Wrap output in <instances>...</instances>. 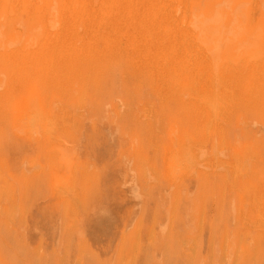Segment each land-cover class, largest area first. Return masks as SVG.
I'll use <instances>...</instances> for the list:
<instances>
[{
    "label": "rangeland",
    "instance_id": "1",
    "mask_svg": "<svg viewBox=\"0 0 264 264\" xmlns=\"http://www.w3.org/2000/svg\"><path fill=\"white\" fill-rule=\"evenodd\" d=\"M252 53L264 0H0V264H264Z\"/></svg>",
    "mask_w": 264,
    "mask_h": 264
},
{
    "label": "bare ground",
    "instance_id": "2",
    "mask_svg": "<svg viewBox=\"0 0 264 264\" xmlns=\"http://www.w3.org/2000/svg\"><path fill=\"white\" fill-rule=\"evenodd\" d=\"M66 1V0H65ZM261 1V0H260ZM137 2H138V0H137ZM206 2V1H205ZM176 3V2H175ZM204 3V2H203ZM212 3V2H211ZM229 3V2H228ZM215 4V3H214ZM230 4V3H229ZM232 4V3H231ZM254 4V3H253ZM224 5H225V3H224ZM252 5V4H251ZM222 6V5H221ZM225 6H228V5H225ZM225 6H224V9H222L221 7V9H222V11L220 12V14H224V15H226L227 17H228V20H227V22L223 25L222 23H220V24H218L217 23V21H216V24L215 25H213V24H209V25H206L205 23H203V25H200L199 26V30L201 31V32H204L205 33V35H207L209 38H212V37H214V35H218V36H223V38L225 37V35H224V33L225 32H223V29H229L231 26H232V22L234 21V19H236L235 17H234V19H232L231 17H233V16H230L231 15V12H234V8H232L231 9V11H228V10H225ZM146 7V6H145ZM54 8V7H53ZM227 8V7H226ZM21 9V8H20ZM137 9V8H136ZM197 9V8H196ZM229 9V8H228ZM247 9V8H246ZM218 10V9H217ZM220 10V9H219ZM215 13H216V11L215 10H211V14H209L210 15V19H213V17L215 18ZM113 14V13H112ZM239 14V13H238ZM237 14V15H238ZM241 14V13H240ZM259 14V13H258ZM177 15V14H176ZM225 16V17H226ZM208 17V16H207ZM224 17V18H225ZM256 17V16H255ZM202 18H203V15H202ZM3 19V18H2ZM113 19V18H112ZM196 19V18H195ZM201 19V18H200ZM217 19V18H216ZM238 19V18H237ZM236 19V20H237ZM245 19V18H244ZM205 21H206V19H205ZM212 21V20H211ZM50 22V21H49ZM200 22V21H199ZM207 22V21H206ZM208 22H209V20H208ZM195 23V22H194ZM213 23V22H212ZM4 24V23H3ZM246 24H247V22H246ZM36 25H37V22H36ZM243 25V24H242ZM50 26V25H49ZM189 29V28H188ZM225 31V30H224ZM29 32H31V31H29ZM259 33H261V32H259ZM193 34V33H192ZM199 35V34H198ZM198 35L196 34V36H194V35H192L193 36V39L195 40V41H197L198 43H200V41H202L201 39H199L198 38ZM230 35V34H229ZM16 36V35H15ZM14 36V37H15ZM231 36V35H230ZM21 37V36H20ZM12 39H13V37H11ZM11 40V39H10ZM22 40H23V38H22ZM220 39H216V40H213L216 44L214 45H212V44H209V46H208V52H210L211 54H224L223 52H226L227 51V48H228V46H227V43H224V44H222V45H218V43H217V41H219ZM15 41H16V38H15ZM26 41H27V39H26ZM210 41V40H209ZM213 42V43H214ZM203 43H207V40H203ZM210 43V42H209ZM32 45V44H31ZM231 45L232 46H234V45H239V43H231ZM241 47V46H240ZM232 48H234V47H232ZM248 49V48H247ZM252 57H255L254 59H253V61H252V66L254 67V70H262V69H264V54H258V53H252ZM34 59V58H33ZM232 60V59H231ZM220 61V60H219ZM2 67V66H1ZM43 68V67H42ZM220 70V69H219ZM216 71V70H215ZM219 78H220V76H219ZM218 81H220L219 79H218ZM251 82H250V84H251V86L252 85H254V84H256L257 86H261V85H263V83H264V77L263 76H258V73H255V75L253 76V78L250 80ZM225 84V83H224ZM75 86H76V84H75ZM35 87V86H34ZM190 88V87H189ZM189 88H187V87H185V89L187 90V91H189L188 89ZM224 88V87H223ZM227 88V87H226ZM230 88H232V87H230ZM34 89V88H33ZM215 90V89H214ZM8 92V91H7ZM186 92V91H185ZM32 93H33V91H32ZM215 93V92H214ZM31 95H33V94H31ZM30 95V96H31ZM183 96V95H182ZM185 97H186V95H185ZM189 97V96H188ZM188 99V98H187ZM210 99V98H209ZM28 101V100H27ZM31 101H33V100H31ZM216 101H218V100H216ZM211 103H212V101H210ZM26 103H28V102H26ZM34 103V102H33ZM214 103H215V101H214ZM201 104V103H200ZM220 104V103H219ZM34 105H35V103H34ZM34 105H33V107H34ZM37 105V104H36ZM215 105H217V104H215ZM41 106V105H40ZM39 106V107H40ZM15 107V106H14ZM32 107V108H33ZM38 107V105L36 106V108ZM38 107V108H39ZM206 107V106H205ZM217 107H219V106H217ZM35 107H34V109H36ZM37 108V109H38ZM43 108V107H42ZM52 108V107H51ZM16 110V109H15ZM23 110V109H22ZM54 110V109H53ZM217 110V109H216ZM30 111V110H29ZM16 112V111H15ZM14 112V113H15ZM27 113H28V110L26 111ZM26 112H23V113H26ZM36 112H38V111H36ZM242 112V111H241ZM39 114V115H38ZM216 114H217V112H216ZM239 115V114H238ZM68 116V115H67ZM40 117V118H39ZM24 120L26 121V123H27V126H28V128L29 129H31V128H33V127H36V125H38L40 122H42L41 120H44L45 118H44V113H43V109H39V113H35V112H33V113H30V114H28V115H26L25 116V114H24ZM44 118V119H43ZM41 119V120H40ZM239 119V118H238ZM220 122V121H219ZM43 123V122H42ZM218 123V122H217ZM22 124V123H21ZM41 125V124H40ZM49 125H50V122H49ZM52 125V124H51ZM50 125V126H51ZM54 126H55V124H54ZM217 126V125H216ZM243 126V125H242ZM22 128H23V126H21ZM47 127V126H46ZM208 127V126H207ZM210 127V126H209ZM38 128V127H37ZM51 129V128H50ZM49 129V130H50ZM210 129V128H209ZM234 129V128H233ZM232 129V131H234ZM34 130V129H33ZM37 132V131H36ZM35 132V133H36ZM47 132V131H46ZM209 132V131H208ZM225 132V131H224ZM234 132H236V131H234ZM41 133V132H40ZM37 134H39L38 132H37ZM42 134V133H41ZM217 134V133H216ZM36 135V134H35ZM51 135V134H50ZM52 135H54V134H52ZM196 135V134H195ZM234 135H235V133H234ZM33 136V135H32ZM42 136V135H41ZM211 136V135H210ZM208 137V136H207ZM31 138V137H30ZM29 138V139H30ZM57 138V137H56ZM197 138V137H196ZM32 139V141H34L33 140V137L31 138ZM47 139H49V138H47ZM52 139V138H51ZM28 140V139H27ZM187 140V139H186ZM233 140V139H232ZM236 140V139H235ZM238 140V139H237ZM36 141V140H35ZM178 141V140H177ZM184 141V140H183ZM192 141H193V139H192ZM172 142V141H171ZM176 142V141H175ZM189 142H191V141H189ZM217 143H218V141H216ZM231 142V141H230ZM34 143V142H33ZM185 143H187V142H185ZM254 143V142H253ZM9 144V143H8ZM172 145H173V143H171ZM180 144V143H179ZM178 143H177V145H179ZM193 144V143H192ZM231 144H232V142H231ZM243 144H245V143H243ZM165 145V144H164ZM188 145V144H187ZM233 145H235V144H233ZM175 146V144L173 145V147ZM191 146V145H190ZM239 146V145H238ZM184 147V146H183ZM245 147V146H244ZM176 148V147H175ZM171 149V148H170ZM183 149V148H182ZM216 149V148H215ZM245 149V148H244ZM174 150V149H173ZM190 150V149H189ZM243 150V149H242ZM241 150V151H242ZM246 150V149H245ZM176 151V150H175ZM181 151H183V150H181ZM207 151V150H206ZM250 151V150H249ZM174 153V152H173ZM173 153H171L170 155L172 156V154ZM194 153V152H193ZM223 153H225V152H223ZM242 153V152H241ZM175 154V153H174ZM181 154V153H180ZM205 155H206V153H204ZM243 154V153H242ZM245 154H247V153H245ZM252 154V153H251ZM169 155V156H170ZM189 155V154H188ZM194 155V154H193ZM203 155V154H202ZM201 155V156H202ZM204 155V156H205ZM234 155V154H233ZM237 155V154H236ZM244 155V154H243ZM168 156V157H169ZM170 156V157H171ZM173 156H175V155H173ZM177 156V155H176ZM203 157V156H202ZM201 157V158H202ZM226 157V156H225ZM239 157H241V155L239 156ZM238 157V158H239ZM181 158H183V157H181ZM224 158V157H223ZM227 158V157H226ZM253 158V157H252ZM185 159V158H184ZM193 159H194V157H193ZM204 159V158H203ZM217 159V158H216ZM233 159V158H232ZM235 159H236V157H235ZM200 160V159H199ZM218 160V159H217ZM238 160V159H237ZM203 161H205V160H203ZM234 161H236V160H234ZM239 161V160H238ZM243 161V160H242ZM246 162V161H245ZM248 162V161H247ZM252 162V161H251ZM175 163V162H174ZM200 163H201V161H200ZM204 163V162H203ZM236 163H238V162H236ZM163 164V163H162ZM169 164V163H168ZM184 164V163H183ZM252 164V163H251ZM178 166H179V164H177ZM237 165V164H236ZM250 165V164H249ZM163 167H165L164 165H162ZM169 166H170V164H169ZM172 167V166H171ZM180 167V166H179ZM194 167V166H193ZM238 167V166H237ZM237 167L235 168V169H237ZM187 168V167H186ZM194 168H197V166L195 165V167ZM240 168H241V166H240ZM245 168H246V166H245ZM165 169H167V167L165 168ZM184 169V168H183ZM224 169V168H223ZM244 169V168H243ZM168 170V169H167ZM165 171V170H164ZM169 171V170H168ZM193 171H195V170H193ZM219 171V170H218ZM242 171H244V170H241V172ZM170 172V171H169ZM181 172V171H180ZM186 172V171H185ZM256 172H257V170H256ZM153 173V172H152ZM170 173H172V172H170ZM175 173H176V171H175ZM238 173V172H237ZM236 173V174H237ZM252 173V172H251ZM168 175H169V173H167ZM189 174V173H188ZM195 174H197V173H195ZM242 174V173H241ZM172 175V174H171ZM170 175V176H171ZM260 175H261V173H260ZM180 177H181V175H179ZM195 176V175H194ZM240 176V175H239ZM172 177V176H171ZM175 177V176H174ZM247 177V176H246ZM170 178V177H169ZM196 178V177H195ZM171 179V178H170ZM232 179V178H231ZM173 180V179H172ZM178 180V179H177ZM239 181V180H238ZM173 182V181H172ZM179 182V181H178ZM244 182V181H243ZM253 182V181H252ZM246 182H244V183H242V184H245ZM171 184V183H170ZM176 184V183H175ZM236 184V183H235ZM253 184V183H252ZM240 185V184H239ZM246 185V184H245ZM241 186V185H240ZM239 186V187H240ZM234 187H236V185L234 186ZM242 188V187H241ZM240 188V189H241ZM215 189V188H214ZM251 189V187L249 188V190ZM242 191V190H241ZM255 191V190H254ZM254 191H252L253 193H254ZM251 192V191H250ZM252 192H251V194H252ZM257 193V192H256ZM259 193V192H258ZM250 194V193H249ZM242 196H243V193L241 194ZM253 195V194H252ZM251 196V195H250ZM250 196H247V197H250ZM261 196V195H260ZM246 197V198H247ZM264 198V197H263ZM58 199V198H57ZM240 199V198H239ZM243 199H244V197H243ZM247 199H249V198H247ZM251 199H252V196H251ZM250 200V199H249ZM235 203V202H234ZM244 203V202H243ZM256 203V202H255ZM258 203V202H257ZM228 204V203H227ZM9 205V204H8ZM241 205V204H240ZM244 206V205H243ZM244 208V207H243ZM255 209H257V208H255ZM243 210V209H242ZM244 211H245V209H244ZM264 212V211H263ZM243 213V212H242ZM255 214V213H254ZM257 214V213H256ZM255 214V215H256ZM244 216V215H243ZM264 216V215H263ZM254 217H256V216H254ZM243 218V217H242ZM263 220V219H262ZM264 221V220H263ZM261 222V221H260ZM264 233V232H263Z\"/></svg>",
    "mask_w": 264,
    "mask_h": 264
}]
</instances>
